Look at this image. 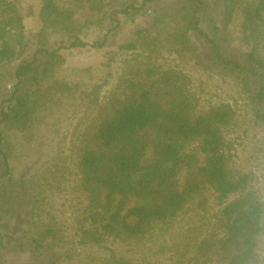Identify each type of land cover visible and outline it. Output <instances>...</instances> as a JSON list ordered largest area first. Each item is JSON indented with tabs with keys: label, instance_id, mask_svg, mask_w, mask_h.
I'll return each mask as SVG.
<instances>
[{
	"label": "trees",
	"instance_id": "trees-1",
	"mask_svg": "<svg viewBox=\"0 0 264 264\" xmlns=\"http://www.w3.org/2000/svg\"><path fill=\"white\" fill-rule=\"evenodd\" d=\"M39 1L43 32L61 29L70 36L69 48L104 47L105 40L90 44L80 32L102 12L105 0ZM76 7L91 12L83 25L75 18ZM130 8L137 14L143 6L136 7L134 1L121 12L130 14ZM208 8L207 0H185L176 25L164 37L140 29L136 40L122 44L120 49L129 57L124 58L120 88L104 102L101 84L81 91L93 106V115L74 145L87 200L81 243L99 244L106 236L142 239L157 223L177 218L191 204H205L204 193L212 189L220 207L216 226L221 235L202 241L203 254L215 264H263L264 201L250 173L231 171L224 149L223 129L235 121V109L229 103L200 109L188 75L159 63L164 48L181 60L195 58L198 45L191 36L195 33L204 42L207 68L248 92L257 121L264 125V57L256 48L264 40V0L242 7L243 32L254 47L241 55L224 46ZM202 14L207 15L208 30L201 26ZM27 44L25 20L17 5L0 0V65L21 59L14 88L0 110V144L6 146L5 129H30L42 113L79 90L55 78L66 61L59 48H39L32 58L22 59ZM195 142L203 160L190 149ZM0 152L8 166V153L1 146ZM134 197L151 203L134 205ZM66 231L55 217L40 211L30 219L20 246L43 254L63 243ZM116 264L135 263L118 258Z\"/></svg>",
	"mask_w": 264,
	"mask_h": 264
},
{
	"label": "rangeland",
	"instance_id": "rangeland-1",
	"mask_svg": "<svg viewBox=\"0 0 264 264\" xmlns=\"http://www.w3.org/2000/svg\"><path fill=\"white\" fill-rule=\"evenodd\" d=\"M11 1L17 5L26 24L28 44L22 59L32 58L39 48H59L66 61L55 78L76 85L79 90L42 113L30 129H5L7 146L3 143L0 146L9 159L7 166L0 152V264H116L118 258L135 264H215L201 250L202 241L221 235L216 226L220 207L212 189L204 193L205 204H191L177 218L157 223L142 239L106 236L99 244L81 243L80 227L86 223L87 200L81 187L74 145L93 115V106L81 91L101 84L100 99L104 102L112 91L119 90L124 58L129 57L120 46L136 40L140 29L164 37L176 25V16L183 11L185 0H105L104 9L90 24L84 23L91 12L76 7L75 18L84 24L80 35L90 44L105 40L102 48H69L70 36L61 29L44 32L41 29L39 0ZM134 1L136 7L143 6L139 13L133 8L129 9L130 14L121 12ZM251 1L207 0L208 15L216 20L224 46L239 55L254 47V42H247L243 32L242 7ZM201 26L208 30L206 14L201 15ZM191 36L198 45L195 58L181 60L164 48L159 63L164 67L175 66L188 75L200 109L218 103L232 105L235 121L223 129L229 167L233 173H250L253 187L264 201V125L257 121L250 94L233 79L207 68L204 42L195 33ZM256 48L264 57V40ZM40 59L44 60V56L40 55ZM20 62L17 59L0 65V110L3 100L14 88ZM198 147L197 142L190 145L203 160L204 154ZM132 203L147 205L151 200L134 197ZM40 211L42 215L55 217L67 231L63 243L36 254L31 246L21 248L20 240L30 219ZM262 261L264 264V239Z\"/></svg>",
	"mask_w": 264,
	"mask_h": 264
}]
</instances>
